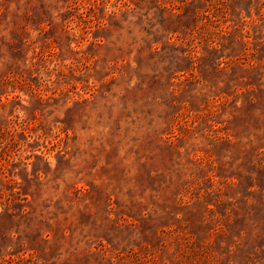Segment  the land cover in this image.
<instances>
[{"label":"rangeland","instance_id":"1","mask_svg":"<svg viewBox=\"0 0 264 264\" xmlns=\"http://www.w3.org/2000/svg\"><path fill=\"white\" fill-rule=\"evenodd\" d=\"M0 264H264V0H0Z\"/></svg>","mask_w":264,"mask_h":264}]
</instances>
